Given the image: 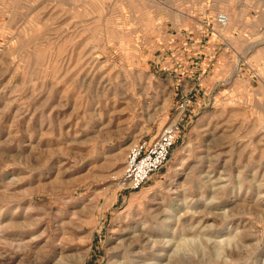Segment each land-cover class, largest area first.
Masks as SVG:
<instances>
[{"label": "rangeland", "instance_id": "rangeland-1", "mask_svg": "<svg viewBox=\"0 0 264 264\" xmlns=\"http://www.w3.org/2000/svg\"><path fill=\"white\" fill-rule=\"evenodd\" d=\"M195 17L223 60L207 97L166 67ZM174 121L165 164L123 187L127 150ZM263 125L264 0H0V264H223L192 240L236 229L227 264L264 263Z\"/></svg>", "mask_w": 264, "mask_h": 264}, {"label": "crops", "instance_id": "crops-1", "mask_svg": "<svg viewBox=\"0 0 264 264\" xmlns=\"http://www.w3.org/2000/svg\"><path fill=\"white\" fill-rule=\"evenodd\" d=\"M191 20L186 23L185 28L171 33V56L166 62V67L171 83L174 78L176 80L178 86L175 89H178L180 96H188L189 93V96L207 97L218 84L219 73L223 70L220 68V62L223 60L217 55V44L211 37L212 28L203 18L195 17ZM238 41L245 50L249 48L246 52H250L253 42L246 30ZM253 56L254 53L250 59H253Z\"/></svg>", "mask_w": 264, "mask_h": 264}, {"label": "built area", "instance_id": "built-area-1", "mask_svg": "<svg viewBox=\"0 0 264 264\" xmlns=\"http://www.w3.org/2000/svg\"><path fill=\"white\" fill-rule=\"evenodd\" d=\"M214 20L218 27H222L227 19L225 14L217 13ZM185 105L186 101L182 100L177 109L183 111ZM179 132V123L174 121L163 126L152 140L140 139L133 144L125 155L121 177L123 187L136 189L145 184L165 164ZM260 136L264 140V125L261 127Z\"/></svg>", "mask_w": 264, "mask_h": 264}, {"label": "bare ground", "instance_id": "bare-ground-1", "mask_svg": "<svg viewBox=\"0 0 264 264\" xmlns=\"http://www.w3.org/2000/svg\"><path fill=\"white\" fill-rule=\"evenodd\" d=\"M226 16V23L223 25L221 28H225L228 25L229 18L227 15ZM186 195V194H184ZM187 200V198L183 199ZM186 205V204H185ZM187 209V208H186ZM224 217L225 214L223 215ZM228 217V216H227ZM193 230V229H192ZM236 233L232 234L231 231L227 233V235L218 237L217 239H212L209 235L207 239L202 240V239H193L192 242L194 243L195 246L202 247V252L204 253V256L206 253H209L210 256H214L215 260L217 262L227 264L231 262V257L236 256V254H239L241 252L246 251V247L244 246V237L239 235L237 233V229L235 231ZM206 233V232H205ZM202 234V233H201ZM210 234V233H209ZM204 235V234H203ZM202 237V236H201ZM171 240V239H170ZM167 245L170 244L169 242L166 243ZM165 244V245H166ZM185 247V246H183ZM190 248V247H189ZM180 249V248H179ZM191 249V248H190ZM189 249V252H190ZM162 250V249H161ZM248 250V249H247ZM193 251V250H192ZM181 252V251H180ZM195 255V254H194ZM233 255V256H232ZM207 256V255H206ZM209 256V257H210ZM238 256V255H237ZM251 256V255H250ZM249 256V257H250ZM196 257V256H195ZM188 258V257H187ZM252 259V258H251ZM200 260V259H199ZM234 261V260H233ZM193 264V263H192ZM264 264V263H262Z\"/></svg>", "mask_w": 264, "mask_h": 264}]
</instances>
